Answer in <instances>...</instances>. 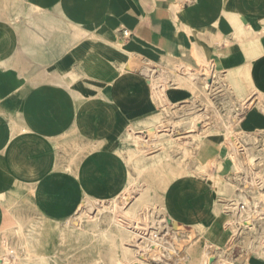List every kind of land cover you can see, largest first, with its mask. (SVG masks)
<instances>
[{"label": "crops", "instance_id": "1", "mask_svg": "<svg viewBox=\"0 0 264 264\" xmlns=\"http://www.w3.org/2000/svg\"><path fill=\"white\" fill-rule=\"evenodd\" d=\"M182 75L225 86L211 94L234 116L230 139L210 133L197 153L224 166L172 179L162 201L174 226L224 247L233 230L218 200L235 174L234 134L264 131V0H0V252L14 254L4 230L22 226V206L66 221L130 188L134 137L143 151L173 144L154 116L194 98L166 85L186 86Z\"/></svg>", "mask_w": 264, "mask_h": 264}, {"label": "rangeland", "instance_id": "2", "mask_svg": "<svg viewBox=\"0 0 264 264\" xmlns=\"http://www.w3.org/2000/svg\"><path fill=\"white\" fill-rule=\"evenodd\" d=\"M172 71L177 72V67H172ZM185 72L189 73L188 70ZM207 73L211 74V71L209 70ZM200 76L207 77L208 75ZM176 82H179L178 78L174 80L173 85L169 83L166 85L187 89L194 95V98L188 103L167 105L166 111L161 107L154 116L157 119V127L161 129L164 124L168 126L166 128L172 129L169 134L176 139V145L168 142L154 143L150 151H143L138 143L141 132L137 134L134 137L137 154L142 156L141 160L132 157L131 185L127 194L123 198L118 196L106 203L86 202L89 197L83 196L81 202L82 204L86 202L85 205L69 220L64 221V219L49 217L41 208L22 206L24 211L19 212L18 218L21 221L19 224L22 225L21 232L13 227L4 230L8 236V246L14 251V254L0 252V264H39L37 261H44L45 259L48 260V264H140L144 259L146 264L176 263L170 259L165 251L158 255L159 257L152 254L148 256L147 251L143 249L148 247L146 246L149 245L148 240L144 241L138 237L137 234L140 231L143 232L138 228L139 226H144V229L150 226L154 227L156 225L153 223L164 217L163 212L169 214L162 199L165 187L172 179L203 172H194L193 169L192 161L197 158L194 152H196L197 145L201 140L194 135H201L204 138L210 133H223L229 139L231 133L226 134L224 124L229 126L230 120L234 116L230 99L215 100L211 94L214 90H222V93L225 94L228 91L225 86L220 89L208 86L209 96H207L205 92L202 95V92L198 90L194 92L185 85H177ZM204 96H207L208 99L204 100ZM237 118H243V115H237ZM145 125L146 123H138L132 126L143 129ZM153 125L154 123L148 124L147 129ZM126 134L127 132L124 133L116 146V150L123 157L129 155L124 141ZM234 136L236 137L235 142L240 147L242 159L250 167V170L245 173L234 174V177L232 175L229 179L231 182H228L232 185V189L229 190L227 187L226 192H228L231 200L236 199L238 203L246 201L250 206L255 205L257 208V203H260L258 186L253 188L249 184L253 177L251 171H255L260 176L259 179L257 178L262 185L260 191L264 189V171H262L264 165H259L264 160V131L259 132L258 138L246 135L242 131L236 132ZM240 137L242 142H239L238 138ZM241 146H244L246 151H241ZM233 155L236 158L234 160L237 161L238 153L234 152ZM211 165H206L204 172L208 173ZM238 188L244 190H237ZM31 198L29 203L32 202ZM121 199L122 201H120ZM218 201L223 205L222 193ZM99 204L101 206L98 208L97 205ZM112 209L118 210L117 222L113 220L115 214ZM142 212L147 215L145 220L139 219ZM257 214L259 215V212ZM247 215L249 214L247 213ZM227 216L228 223L232 226L229 222L230 217L228 214ZM236 224L237 222L233 224L232 228L233 230L237 229L238 232L231 240V247L216 251L213 262H210L211 256L206 249L204 250L205 240L201 238V235L195 231H179L177 247L180 253L176 258L184 260V263L180 264H190L196 261H199L200 264H264V215H259L256 219L245 222L247 226L251 227V230L244 231L245 225L237 224L238 226H236ZM165 225L163 223L162 226L157 225L156 228L149 229L159 232ZM101 231H107L106 235H97ZM138 239H141L139 243H141L140 246L143 245L142 248L140 246L134 247L138 243ZM27 253H29L28 257Z\"/></svg>", "mask_w": 264, "mask_h": 264}, {"label": "bare ground", "instance_id": "3", "mask_svg": "<svg viewBox=\"0 0 264 264\" xmlns=\"http://www.w3.org/2000/svg\"><path fill=\"white\" fill-rule=\"evenodd\" d=\"M121 44V43H120ZM136 60V59H135ZM140 62H141V60H140ZM148 64V63H147ZM152 64V63H151ZM134 66V65H133ZM139 68V67H138ZM134 70V69H133ZM154 70V69H153ZM169 74V73H168ZM193 76V75H192ZM192 76H185V75H182V78L186 81V83H187V85L186 86H189L190 88H192L193 90H198V91H200V92H202V95L204 94V92H205V95H208L207 93L209 92L208 91V89H207V87L208 86H210L208 83H207V81L205 80V78H202L201 76H198L197 78H193ZM154 80H155V78H153ZM157 83H155L154 82V84H152L153 85V89H154V93L155 94H159V90L157 89V86H158V84L156 85ZM180 87V86H179ZM157 89V90H156ZM211 90V89H210ZM208 91V92H207ZM259 96V95H258ZM261 96V95H260ZM207 97V96H206ZM157 98V97H156ZM208 99V98H207ZM201 103V102H200ZM202 104V103H201ZM263 105V104H262ZM213 114H214V112H213ZM216 115V114H215ZM214 116V115H213ZM200 117V116H199ZM202 117V116H201ZM232 125V124H231ZM166 127H168V126H166ZM174 127V126H173ZM229 127H230V125H229ZM172 128V127H171ZM221 129V128H220ZM232 129H233V127H232ZM167 130H168V132L170 133V132H172V129H168L167 128ZM226 130V129H225ZM228 130V129H227ZM234 130V129H233ZM174 134V133H173ZM194 136H196L197 138H200L201 140H200V142L198 143V145H197V149H196V152H194V150H193V152H194V154H196V157H197V153H198V151L200 150V148H201V146H202V140H203V136H201V135H194ZM185 137V136H184ZM194 138V137H193ZM230 139V138H229ZM176 139H174V138H172V142H173V144L174 145H176V141H175ZM194 149V148H193ZM192 152V153H193ZM234 152H236V153H238V155H237V161L235 162V163H233L231 166L233 167V169H234V171H235V174H238V173H245V172H247L248 170H250L249 168L250 167H248V165H246V163L244 162V160L242 159V155H241V153H240V147L238 146V144L236 143V142H234L233 143V146L231 147V153H234ZM250 152H252V151H250ZM245 154V153H244ZM252 154V153H251ZM233 155V154H232ZM241 155V156H240ZM248 155V154H247ZM232 157V156H231ZM250 157H251V155H250ZM248 160V159H247ZM224 161H225V159H222V160H214L212 163L213 164H217L218 163V165L220 166V167H223L224 166ZM264 161V160H263ZM263 161H261V163L259 164V165H264V162ZM193 162V169H194V172H202V171H205V169H206V165H204L203 163H201V162H199V160H198V157L197 158H195L194 159V161H192ZM211 163V164H212ZM249 163V162H248ZM258 164V163H257ZM258 165V166H259ZM192 166V165H191ZM252 167V166H251ZM262 171H264V170H262ZM193 172V171H192ZM252 172V181L250 182V184L249 185H251L253 188L254 187H257V190H258V193H259V199H260V203H257L258 204V206H257V208L256 209H254L253 208V205H251L250 206V204H248L246 201H244V202H242V203H244L245 205L244 206H239V204H240V202L238 203V200H236V199H233V200H231V197L228 195V192H226V190H227V187H228V189L230 190V189H232L231 187H232V185L231 184H228L227 183V186H226V189L222 192V202H223V205H221L220 203H219V201H218V206H219V210H225V212L229 215V217H230V223L232 224V226H233V224H235L236 222L237 223H245V222H247V221H251L252 219H256L259 215H264V189H263V191H260V189L262 188V185L259 183V181L257 180V178L259 179L260 178V176L258 175V172H253V171H251ZM189 173H191V172H189ZM250 178V177H249ZM236 179V178H235ZM237 180V179H236ZM250 180V179H249ZM212 181V183L214 184V185H218V181H216L215 179H212L211 180ZM263 184V183H262ZM261 185V186H260ZM130 187V186H129ZM252 188V189H253ZM263 188H264V185H263ZM239 190H244V189H242V188H238ZM237 189V190H238ZM128 190H129V188H127L121 195H119V197H124L126 194H127V192H128ZM214 190V189H213ZM120 201H122V199L120 200ZM141 201H142V199H141ZM235 201H237V202H235ZM93 202V201H92ZM95 203H97V202H100V201H94ZM259 202V201H258ZM117 203H118V201H117ZM98 206V208H99V206H101L100 204L99 205H97ZM222 207H224V208H222ZM113 211H114V214H115V216L113 217V220H114V222H117L116 221V219H117V209H112ZM124 210L125 211H127V209H125L124 208ZM257 212H259V215L257 214ZM164 214H163V218L162 219H160V220H157V221H155V223H153V224H155L156 226L157 225H161L162 226V224L163 223H165V224H167V222L171 219L165 212H163ZM247 213L249 214V215H247ZM247 215V216H246ZM250 216V217H249ZM74 217V215L73 216H71V217H69V218H67V220H69V219H71V218H73ZM146 217H147V215H144V212H142L141 214H140V216H139V219L140 220H142V219H146ZM241 218H243V219H241ZM241 219V220H240ZM145 222V221H144ZM140 223H142V222H140ZM145 224V223H144ZM21 225V224H20ZM73 225H74V223H73ZM156 226H150V227H146L145 229H144V226H139V228L138 229H141V230H143V232L142 231H140L139 233H141V234H143V235H145V236H142L141 234H137L138 235V237L140 238H142L144 241L145 240H148V243H149V245H146V246H148V247H145V248H143L144 250H146L147 251V255L149 256L150 254H152L153 256H155V255H157L158 254V252H159V248H158V246L157 245H159V243L157 242V239L155 238L156 237V234H155V231H153V230H150L149 228H156ZM21 228V227H20ZM18 229L17 231H19V232H21V229ZM85 230V229H84ZM194 231V230H193ZM106 232L107 231H101L100 233H98L97 235H101V236H105L106 235ZM147 235V236H146ZM180 236V233H178V237ZM192 236H193V234H192ZM191 236V237H192ZM161 239H162V241L161 242H166V243H168V241H164L165 240V238H163V237H161ZM193 239V238H192ZM139 240V239H138ZM141 240V239H140ZM140 240L138 241V243L140 242ZM144 241H142V242H144ZM136 244L134 247H137V246H140V244L141 243H139V244ZM131 246V245H130ZM141 246H143V245H141ZM140 246V247H141ZM125 247H127V246H125ZM133 247V248H134ZM120 248H122V247H120ZM124 248V247H123ZM128 248V247H127ZM126 248V249H127ZM142 248V247H141ZM138 249V248H137ZM168 249H169V247H168ZM135 250V249H134ZM125 252V251H124ZM126 253V252H125ZM129 253V252H128ZM127 253V254H128ZM146 254V253H145ZM259 254V253H258ZM129 255H131V254H129ZM29 256V253H27V257ZM123 256V255H122ZM127 256V255H126ZM142 256V255H141ZM261 256H262V254H261ZM159 257V256H158ZM182 257V256H181ZM171 259H173V262H176L175 264H180V263H184V260L182 261V260H180V258H177V259H174L173 258V256L172 257H170ZM183 259H187V258H183ZM112 261H113V259H111ZM121 260H123V259H121ZM128 260V259H127ZM120 261V260H119ZM179 261H182V262H179ZM39 264H48L49 262H48V260L47 259H45L44 261H41V260H39V261H37ZM126 262V261H125ZM179 262V263H178ZM127 263H128V261H127ZM142 263H144V264H146V262H145V259L142 261ZM142 263H140V264H142ZM115 264V263H114ZM123 264V263H122ZM135 264H138V263H135ZM190 264H200V262L199 261H196V262H194V263H190Z\"/></svg>", "mask_w": 264, "mask_h": 264}, {"label": "built area", "instance_id": "4", "mask_svg": "<svg viewBox=\"0 0 264 264\" xmlns=\"http://www.w3.org/2000/svg\"><path fill=\"white\" fill-rule=\"evenodd\" d=\"M122 34H123V37L124 38H129L131 36V32L128 31V30H126V29H124L122 31ZM240 116H242V115H240ZM243 147L244 146H241V148H242L241 151H246L245 148H243ZM244 205H245L244 203H240L239 204V206H244ZM253 208L256 209V206L253 205ZM237 224L240 225L242 223H237ZM237 224H236V226H238ZM242 225H245L246 226V229H244V231L245 230H251V227L250 226H247L245 223H243ZM232 230H233V228H232ZM236 230L237 229H234L232 231V237H231L230 241L228 242V244L225 245V247H220V246H216V245L209 244V243H207V244L204 245V250L206 249L207 250V253H209V255L211 256L210 262H213V260L215 259L214 253L216 251H219V250H221L223 248H228L229 249V247H231V245H230L231 244V240L233 239V237L238 232V230L237 231ZM179 231L180 232H183L182 230H180L179 228H177L176 226H174L173 223L171 222V220H169L167 222V224L162 228V230H159V232H155V234H156V237L155 238L157 239V242L159 243V245H157L158 248H159L158 249L159 252L155 256H158L163 251H165V253H167L169 255V257H172L173 256V258L177 259L176 257L179 256V253H180L179 252V249L177 247V243H178L177 237H178ZM161 237L165 238L164 241H168V243L161 242L162 241ZM168 247H169V249H168Z\"/></svg>", "mask_w": 264, "mask_h": 264}]
</instances>
